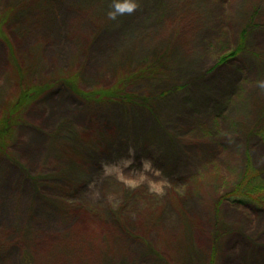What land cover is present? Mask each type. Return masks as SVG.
<instances>
[{"label":"rangeland","instance_id":"rangeland-1","mask_svg":"<svg viewBox=\"0 0 264 264\" xmlns=\"http://www.w3.org/2000/svg\"><path fill=\"white\" fill-rule=\"evenodd\" d=\"M260 2L0 0V16L17 8L3 26L15 61L0 37V116L19 90L76 71L81 89L106 86L121 58L136 65L172 46L147 83L170 90L154 111L88 103L55 82L14 114L10 153L0 154V264H104L108 252L118 260L106 264H169L185 244V264H264V210L226 200L210 263L207 201L235 180L246 153L264 168V142L246 129L264 121V15L243 50L218 62ZM60 124L64 141L53 145ZM97 124L106 135L92 146L78 134Z\"/></svg>","mask_w":264,"mask_h":264},{"label":"trees","instance_id":"trees-1","mask_svg":"<svg viewBox=\"0 0 264 264\" xmlns=\"http://www.w3.org/2000/svg\"><path fill=\"white\" fill-rule=\"evenodd\" d=\"M25 2V0H24ZM251 11L248 15L247 21L245 22L244 28H242L238 42L236 47L233 50H229L228 52L222 53L218 57V62L222 63L225 62L230 57L239 54L243 48L245 47V39L247 37L248 31L251 27L254 26L255 20H258V18L262 15H264V3L260 2V4L252 5L250 4ZM16 6L13 3L12 6H9L8 8H5V13H3L2 16H0V37L4 40L5 44L7 45L9 52L11 54V58L14 59V52H13V46L12 43L9 41V39L5 36L6 30L3 29V26L6 25L8 20L13 16V14L16 12ZM4 12V11H3ZM6 15V16H5ZM175 26L170 25L168 28V31H171L173 27L175 29H172L173 35H174V41L176 39H180L182 36V30L184 29L183 26H179V24H174ZM169 36H171L169 32ZM172 43V44H173ZM165 49H157L154 54H152V57L147 60H143L139 62V64L133 65L131 63V59L126 61L124 63L123 58H121V64L117 67V72L115 73V76L113 78V81L106 86L101 87H95L88 90L81 89L77 82V77L80 75V71L69 73V76H64L63 74L58 75L56 77V81L48 82V83H42L39 86H31L27 89L19 90V95L17 96V100L14 101L11 108L7 111V113H2V116H0V154L6 155L9 152L8 147L11 144V135L13 133V129L18 123L17 117H15V113L18 111H24V105H28L38 94L40 95L41 92L45 91L49 85L61 82L64 83L65 86L69 87L77 96H79L81 99L87 101L90 103L91 101L95 102H103V103H111L116 102L120 103L121 105H124L125 107H133L136 103L146 104L149 109L152 111L155 110L156 103H159V100L166 96L169 93V89H159L154 91V89H151L147 83L148 81H151L152 79H157L158 73L163 72L160 71V69L163 65L166 66V62L164 65L165 57L168 55L169 51L172 49L171 45H168L167 47H163ZM153 53V52H152ZM14 65L15 63H11ZM160 71V72H159ZM27 72V70H26ZM20 74V71H18V74ZM16 75V76H17ZM20 76V75H19ZM160 78V77H159ZM137 82H144L145 85H143L141 90H136L134 85H136ZM134 87V88H133ZM258 106V105H257ZM10 111V112H9ZM264 120V119H263ZM262 127L256 125L252 126L248 129L249 134L251 132L257 133L260 137V139L264 142V121L262 123ZM63 127V124L58 125L50 135V138L53 142V145L63 143L61 137V132L59 129ZM245 128L242 130L247 131ZM114 130V127H112L110 130H108L107 135H111ZM81 137H85V140L88 142V138L91 140L90 143L92 146L94 144L99 143L98 145H102L103 138L106 135V131L102 130L99 125H95L93 127L92 131H86L82 132V134H78ZM83 135V136H82ZM104 136V137H103ZM83 137V138H84ZM107 137V136H106ZM64 141V140H63ZM67 143L71 144L74 147H71L69 144V150L73 157L80 158L79 152L76 150L77 147H75V144L72 141L65 140ZM71 157V158H73ZM69 158V159H71ZM69 164V162H68ZM71 166V165H70ZM66 167V166H65ZM65 167L62 168V170H59L56 172L57 175L59 173H63V170H65ZM264 168L256 167L252 164L250 157L248 153H246L245 156V162L243 163V166L239 170V173L237 174L234 181L231 182V184L222 192L217 193L215 192L210 198H208V205H209V215L213 219L212 221V228L213 230L210 232L209 235L212 237V252L210 256V263L213 262L214 256H215V243L218 239H220L222 233L221 230H219L217 227V216L219 211V205L222 201H229L230 203L250 206L255 209H262L264 210ZM224 181V180H223ZM226 183V181H225ZM158 214H156L153 218H151V222L157 218ZM199 224V221H197ZM151 224V223H150ZM147 225L146 232L149 231V226ZM200 228V226H199ZM184 233L188 235L187 229L184 228ZM189 244H185V249L182 254L174 255L171 254L168 257L169 264H185L188 259L189 255L191 256L192 252H190ZM180 255V257H179ZM182 257V259H181ZM184 259V261H183ZM116 260H118V254L113 252H108L104 256V264L106 262H112L115 263Z\"/></svg>","mask_w":264,"mask_h":264}]
</instances>
